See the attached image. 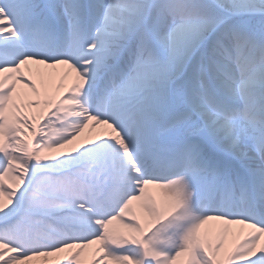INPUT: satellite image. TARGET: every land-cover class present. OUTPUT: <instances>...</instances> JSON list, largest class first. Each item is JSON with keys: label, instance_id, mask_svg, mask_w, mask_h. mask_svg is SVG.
<instances>
[{"label": "snow or ice", "instance_id": "snow-or-ice-1", "mask_svg": "<svg viewBox=\"0 0 264 264\" xmlns=\"http://www.w3.org/2000/svg\"><path fill=\"white\" fill-rule=\"evenodd\" d=\"M0 264H264V0H0Z\"/></svg>", "mask_w": 264, "mask_h": 264}, {"label": "bare ground", "instance_id": "bare-ground-1", "mask_svg": "<svg viewBox=\"0 0 264 264\" xmlns=\"http://www.w3.org/2000/svg\"><path fill=\"white\" fill-rule=\"evenodd\" d=\"M90 130L89 129H85L83 133H81L80 137H78V139L76 141H74V144L79 143L80 140L84 139L85 137H87L89 135Z\"/></svg>", "mask_w": 264, "mask_h": 264}]
</instances>
